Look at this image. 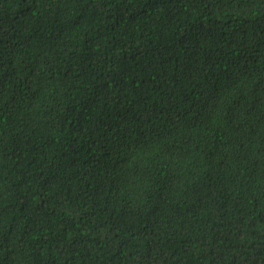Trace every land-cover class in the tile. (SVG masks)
I'll return each mask as SVG.
<instances>
[{
    "label": "trees",
    "instance_id": "trees-1",
    "mask_svg": "<svg viewBox=\"0 0 264 264\" xmlns=\"http://www.w3.org/2000/svg\"><path fill=\"white\" fill-rule=\"evenodd\" d=\"M0 264H264V0H0Z\"/></svg>",
    "mask_w": 264,
    "mask_h": 264
}]
</instances>
